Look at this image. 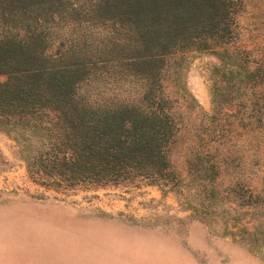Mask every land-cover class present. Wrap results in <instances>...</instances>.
I'll list each match as a JSON object with an SVG mask.
<instances>
[{
	"label": "trees",
	"instance_id": "trees-1",
	"mask_svg": "<svg viewBox=\"0 0 264 264\" xmlns=\"http://www.w3.org/2000/svg\"><path fill=\"white\" fill-rule=\"evenodd\" d=\"M0 72V130L39 184L154 185L264 253V0H0Z\"/></svg>",
	"mask_w": 264,
	"mask_h": 264
},
{
	"label": "rangeland",
	"instance_id": "rangeland-1",
	"mask_svg": "<svg viewBox=\"0 0 264 264\" xmlns=\"http://www.w3.org/2000/svg\"><path fill=\"white\" fill-rule=\"evenodd\" d=\"M214 60L195 53L183 73L203 110ZM5 77L0 72V81ZM0 264H264V253L154 185L45 187L27 173L18 143L0 130Z\"/></svg>",
	"mask_w": 264,
	"mask_h": 264
}]
</instances>
